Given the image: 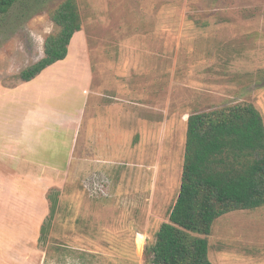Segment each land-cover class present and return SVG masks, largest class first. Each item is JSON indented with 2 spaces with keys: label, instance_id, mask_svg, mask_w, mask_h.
Listing matches in <instances>:
<instances>
[{
  "label": "rangeland",
  "instance_id": "1",
  "mask_svg": "<svg viewBox=\"0 0 264 264\" xmlns=\"http://www.w3.org/2000/svg\"><path fill=\"white\" fill-rule=\"evenodd\" d=\"M62 1L26 0L0 23L8 85L44 56L57 31L48 10ZM77 1L93 85L81 105L78 90L65 92L67 126L33 129L35 164L45 163L34 192L21 176L36 165L13 179L0 168V264H150L179 196L189 116L249 102L264 119V0ZM25 106H2V132L24 129ZM207 238L213 264H264V207L223 216Z\"/></svg>",
  "mask_w": 264,
  "mask_h": 264
},
{
  "label": "trees",
  "instance_id": "2",
  "mask_svg": "<svg viewBox=\"0 0 264 264\" xmlns=\"http://www.w3.org/2000/svg\"><path fill=\"white\" fill-rule=\"evenodd\" d=\"M25 1L0 0V23ZM48 14L57 31L45 39L44 56L20 72L18 78L24 83L65 60L72 39L83 30L84 19L77 0H63L50 8ZM195 21L201 27L208 23ZM49 197L51 212L42 228V241H46L59 205L58 192ZM263 207L261 112L254 104L241 102L193 113L187 122L179 196L169 221L162 224L155 243L146 251L148 261L150 264H213L207 237L212 234L215 222L233 212Z\"/></svg>",
  "mask_w": 264,
  "mask_h": 264
},
{
  "label": "crops",
  "instance_id": "3",
  "mask_svg": "<svg viewBox=\"0 0 264 264\" xmlns=\"http://www.w3.org/2000/svg\"><path fill=\"white\" fill-rule=\"evenodd\" d=\"M81 33V31L76 33L72 39L65 60L48 67L32 81L20 82L10 86L8 85L9 81H3L2 76H0L2 79L0 80V115L3 105H13L18 101L22 102L23 106L26 105V110L24 109L23 116L19 121L20 123L23 122V130L20 129L15 133L2 132L0 129V168L6 173H10L8 175L10 179H13L16 174L21 176L25 172L20 169L21 166L32 165L34 167L36 165L33 158L34 150L30 145L34 141L33 129L45 132L52 130V127L58 130V127L61 129L62 126H67L66 112L60 108L65 92L78 90L81 105L82 89H84L85 94L86 90L93 85L95 71L91 62L90 49L88 41L79 38ZM85 95L88 96V94ZM70 121L76 125V116L72 115ZM12 123L16 124V121ZM1 124L2 120H0V126ZM35 167L31 177H25L24 174L21 176L22 179H29L33 192L36 180L35 172L43 170L45 163ZM53 171L57 170L54 169ZM10 184L11 187H14V183L10 182ZM21 190L22 188L18 190L15 188L13 195L17 194L19 199L23 198L24 195ZM33 192L31 193L32 197L28 199L32 202L34 199ZM22 202L24 201L21 199L20 203Z\"/></svg>",
  "mask_w": 264,
  "mask_h": 264
},
{
  "label": "water",
  "instance_id": "4",
  "mask_svg": "<svg viewBox=\"0 0 264 264\" xmlns=\"http://www.w3.org/2000/svg\"><path fill=\"white\" fill-rule=\"evenodd\" d=\"M140 237H142V236H140Z\"/></svg>",
  "mask_w": 264,
  "mask_h": 264
}]
</instances>
